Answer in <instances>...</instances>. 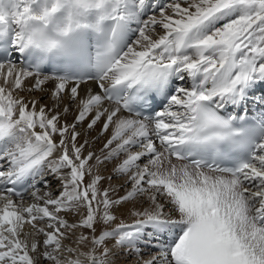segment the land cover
Masks as SVG:
<instances>
[{
	"label": "snow or ice",
	"instance_id": "snow-or-ice-1",
	"mask_svg": "<svg viewBox=\"0 0 264 264\" xmlns=\"http://www.w3.org/2000/svg\"><path fill=\"white\" fill-rule=\"evenodd\" d=\"M36 2L0 12V264H264V127L220 112L264 101V0ZM65 6L113 22L94 75L27 62Z\"/></svg>",
	"mask_w": 264,
	"mask_h": 264
},
{
	"label": "bare ground",
	"instance_id": "bare-ground-1",
	"mask_svg": "<svg viewBox=\"0 0 264 264\" xmlns=\"http://www.w3.org/2000/svg\"><path fill=\"white\" fill-rule=\"evenodd\" d=\"M167 1L168 0H153L154 3H159L161 5L165 4ZM169 1L168 2L171 3V0H169ZM20 2H21V0H0V12H3L6 16H8L9 19H11L12 14L16 10V8L19 6ZM45 3L50 4L51 0H37V2L33 5V7H34L35 10H39V7L44 5ZM67 10H68V7H67L66 11L65 10L64 11L61 10L60 12L57 13L56 17L52 21V24H53V26L55 28H58V29L62 28L63 29L67 25V23H68V18H66V16L68 15L67 14ZM152 14H155V10L154 9L148 13V15H152ZM94 17H95V15H94ZM145 18H147V17H145ZM132 27H133V30H134L135 25L133 24ZM175 79H176V87L182 86V84H180V83H183V86L185 85V80L179 79V76H175ZM188 83L191 84L192 81L188 80ZM253 87H254V85H253ZM249 91H251V89ZM19 94L21 96H29V93L26 92V91L20 92ZM31 95L39 96L40 93L39 92H35V93H32ZM250 97L253 98L254 100L262 101L260 99V94L259 93L256 94L255 96H253V95L250 96L249 95L248 96V100L249 101H250ZM29 98H31V97L29 96ZM245 103L247 104V102H245ZM238 106H240V105L227 104V105H225L224 109H229L231 111V110H234ZM257 111H258L259 114H261V112H264V107L261 110L258 109ZM97 147H99V145H97ZM173 159H175V158H173ZM26 199H27V197H26ZM126 222L130 223L131 222V218H129ZM78 234H80L79 231H78ZM89 247H91V245Z\"/></svg>",
	"mask_w": 264,
	"mask_h": 264
},
{
	"label": "rangeland",
	"instance_id": "rangeland-1",
	"mask_svg": "<svg viewBox=\"0 0 264 264\" xmlns=\"http://www.w3.org/2000/svg\"><path fill=\"white\" fill-rule=\"evenodd\" d=\"M169 1V0H168ZM166 2L165 4H168L169 2ZM180 79V78H179ZM180 84H182V86H183V83H180ZM179 87V86H178ZM258 94V93H257ZM250 96H252V95H250ZM258 96V95H257ZM250 101L251 102H253V104H256L257 102H259V103H262V104H264V101H257V100H254L253 98H251L250 97ZM70 220L72 219V217L71 216H69L68 217ZM145 235H148L149 236V240L150 241H152V243H149L148 244V247H153L154 246V243H155V241L157 240V239H159L158 237H155V236H151L150 234H148V233H145ZM79 236V234H78V232H77V237ZM75 239V238H74ZM143 243H145V241H141V244H143ZM90 245H86L85 247H87V248H90L89 247ZM121 259H122V257H121Z\"/></svg>",
	"mask_w": 264,
	"mask_h": 264
}]
</instances>
